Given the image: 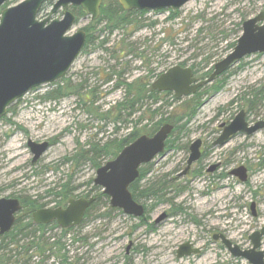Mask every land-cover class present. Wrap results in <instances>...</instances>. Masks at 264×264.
Wrapping results in <instances>:
<instances>
[{"label": "rangeland", "instance_id": "rangeland-1", "mask_svg": "<svg viewBox=\"0 0 264 264\" xmlns=\"http://www.w3.org/2000/svg\"><path fill=\"white\" fill-rule=\"evenodd\" d=\"M21 1L9 3L15 5ZM51 8L52 2L49 1L39 13V19L46 18ZM180 11V16L174 20L169 18L168 11H149L143 15L145 22L138 29L95 33L94 43L79 55L63 77L72 83L86 79L88 89L97 87L99 97L97 95L93 104L89 101L83 104L77 95L59 100L46 99L47 92L57 86L54 83L65 84L62 78L32 89L0 118V198L17 197L23 193L38 198L69 177L72 185L78 187L77 197L73 198L82 197L86 191L97 195L93 211L66 238L70 262L76 264L79 258L80 264H124L125 257L132 255V264H250L245 259L232 257L228 250L220 249L216 244L201 257L178 258L177 250L188 240L197 245L207 244L217 232L227 234L243 249L252 246L250 234L264 225V128L250 136L240 133L213 155L209 154L203 161L205 173L198 177L191 174L179 177L189 156L186 148L173 146L156 156L142 185L148 179L157 180L166 175L168 180L175 178L176 185H181L185 191L174 196L173 202L181 204L185 212L169 217L153 229L139 224L138 218L122 209L112 208L109 196L98 197L103 188L94 182L99 167H95L91 160L82 161L77 166L66 159L79 149H88L92 140L105 142L113 137L116 125L121 127L119 138L133 130L130 123L114 124L97 117L96 108L99 113L106 112L124 97V90L113 89L116 76L106 82L107 74L113 68L117 71L125 68V78L129 81L145 76L151 77L152 83L172 66L185 63L192 67L201 63L198 66L203 68L204 59L210 57V63L202 70L207 71L231 52L228 45L241 36L238 25L264 12V0H191ZM59 15H62L61 11ZM138 16L142 15L138 13ZM89 22L90 17L83 16L69 34ZM123 42L133 45L144 57L121 51ZM119 63L124 65L120 68ZM231 71L233 73L222 90L203 98L198 114L182 132L180 144L190 145L202 139L205 150L219 134L215 135L220 124L235 117L242 108L248 111L244 102L237 98L264 85V53L246 57ZM196 75L201 76L202 72ZM256 110L259 112H251L247 120L254 123L264 119V101L262 108ZM30 139L39 143L50 142L35 164H32L34 155L28 145ZM114 158L106 156L99 161L103 166ZM219 162L222 167L218 171L207 173L206 169ZM242 164L250 168L247 182L229 175L232 169ZM198 166L196 164L193 168ZM221 172L226 174L225 179L213 178ZM171 192L167 198L174 195V190ZM51 198L47 197L45 201H51ZM252 202L257 203V216L251 212ZM170 209V203H162L152 210L148 218L150 224ZM106 213L107 216H99ZM194 217L201 223L196 224ZM57 233L60 234V229ZM74 236H84L86 241L73 242ZM262 242L264 250V237ZM130 243L132 248L127 254ZM38 261L39 258L36 263Z\"/></svg>", "mask_w": 264, "mask_h": 264}, {"label": "water", "instance_id": "water-1", "mask_svg": "<svg viewBox=\"0 0 264 264\" xmlns=\"http://www.w3.org/2000/svg\"><path fill=\"white\" fill-rule=\"evenodd\" d=\"M8 1L10 0H0V118L31 89L52 83L66 75L78 58L86 43L87 33L81 28L69 34L77 24V16L69 7H81L95 20L100 16L103 3V0H23L16 5L4 7ZM47 1L53 2L52 9L46 18L39 19L40 10ZM189 1L191 0H118L126 11L178 10ZM59 10L62 16L53 19L52 16ZM242 28V35L234 49L214 65L208 78L198 80L191 67L175 65L152 83V89L173 91L178 98L190 96L245 57L264 53V12L245 20ZM263 127L264 121L249 125L245 119V110H241L230 124L224 126L215 144L224 145L239 132L250 135ZM173 128V125L166 123L151 136L140 135L113 160L97 169L95 184L110 196L111 206L135 217L143 216V204L133 198L129 187L140 177V167L165 151L166 140ZM201 143V139L192 143L188 168L200 158ZM28 145L34 154L32 163H36L49 148L50 142L39 143L30 139ZM186 172L187 170L184 171ZM231 174L239 177L242 182L248 180V170L244 165L233 169ZM94 200V196L89 199L75 198L70 199L65 208H41L33 213V220L38 224L56 220L63 228L77 226L82 223ZM251 207L254 215H257L256 203L253 202ZM21 209L18 198H0V234L12 229ZM221 237L235 256L243 257L251 264H264V250L261 249L264 226L250 235L253 246L249 249L243 250L237 245L232 247L229 239L224 235ZM192 246L190 242L181 245L178 257L200 251Z\"/></svg>", "mask_w": 264, "mask_h": 264}, {"label": "trees", "instance_id": "trees-1", "mask_svg": "<svg viewBox=\"0 0 264 264\" xmlns=\"http://www.w3.org/2000/svg\"><path fill=\"white\" fill-rule=\"evenodd\" d=\"M11 4V3H9ZM8 4V5H9ZM72 10L80 19L87 15L86 12L80 8L75 7ZM170 12L169 18L174 20L178 18L181 14L180 10H165ZM138 13L142 16H138ZM148 13V11H138L131 10L126 11L119 4L118 0H103L100 16L98 19L90 20V22L84 26L87 33L86 48L93 44L95 41L96 32H108L113 33L116 30L122 29L127 32L132 29H138L143 26V15ZM239 31H242V23L238 25ZM165 39L163 40V42ZM105 43V40L103 41ZM237 41L228 45L229 48L233 49ZM121 51L128 54H134V56L143 58L142 53L136 52V49L131 44H126L123 42ZM116 59L118 55H114ZM210 57L204 59V67L210 62ZM199 63L198 65H200ZM124 65L119 63V67ZM181 65L186 66L185 63ZM198 65H193L195 73L202 72L200 78L208 77L213 71V65L207 71L200 68ZM118 66V65H117ZM242 68V67H240ZM125 68L116 70L113 68L106 77V82L109 83L116 76V82L113 89L124 90V97L121 101L117 102L115 106H111L106 112L99 113L98 108H96L97 117L101 120H111L114 124L124 123L125 125L130 123L133 126V130L124 137H118V133L121 129L120 126H115V135L110 137L107 141H90L88 149H79L77 153L73 156H68L67 161H73L75 165L79 166L80 162L91 160L95 167L101 166L102 157L110 156L116 157L121 150L137 137L142 134L153 135L159 128L165 124L169 123L174 126L172 133L167 139L166 146L168 148L175 146L176 148H188V144H180L181 134L183 131L187 130L188 124L192 119L198 114L200 107L203 104V98L212 93L219 92L222 90L226 84L229 76L233 71L229 70L221 77H218L216 82L212 84L205 85L200 88L192 96L182 99L177 98L175 94L171 91H158L151 87V77H139L132 81L125 78ZM65 84L54 83L57 85L54 89L47 92L44 96L46 99L59 100L63 97L70 95H77L83 104L98 99L97 87H90L86 85L87 80L84 79L78 83H72L66 80ZM98 95V97H97ZM244 102V107H247L249 111H257L256 109L262 108V102L264 101V85L255 89H251L249 92H244L243 95L237 98ZM90 110V109H89ZM10 109L8 110V112ZM139 114L136 119L135 116ZM143 122V124H141ZM141 124V125H140ZM141 126V127H140ZM179 142V143H178ZM178 143V144H177ZM151 172V164L142 165L140 167V177L136 179L130 186V191L132 192L134 198L137 201H142L144 198L149 200V209H154L159 202H163L164 196L167 194L168 189L173 188L176 191L174 196H179L185 188L180 185H176V182H171L166 176H162L157 180L148 179V182L142 185V180H144ZM200 173V172H196ZM78 191V187L72 185V178L69 177L67 181L59 182L57 186L49 189L45 195L39 196L38 198H32L24 193L17 196L21 202L22 209L16 216V221L14 226L9 232L5 234H0V264H33V258L35 253H39L42 257V262L48 256H44L47 252L53 253L58 252V257H62L64 263L75 264V262H70L71 257L68 255V250L66 249V238L73 228L63 229L62 237L64 242L62 243L60 238H56L52 241V236L49 237L46 225L36 224L33 221L32 214L35 210L43 208L46 204L56 203L58 207H65L69 200L75 196ZM91 192L86 191L83 195L88 196ZM51 201L46 202L47 197H51ZM108 195L101 192L99 198ZM172 206L176 207L175 210H181L176 204L171 201ZM97 201L94 202L86 213L88 217L96 206ZM113 208V207H112ZM111 210H114L112 209ZM106 214L99 215L100 217L107 216ZM145 218V217H144ZM143 217L140 218V222H143ZM54 228V227H53ZM51 228V229H53ZM75 228V227H74ZM74 241H86V237L74 236ZM63 251L62 256L60 253ZM42 264V263H36Z\"/></svg>", "mask_w": 264, "mask_h": 264}, {"label": "flooded vegetation", "instance_id": "flooded-vegetation-1", "mask_svg": "<svg viewBox=\"0 0 264 264\" xmlns=\"http://www.w3.org/2000/svg\"><path fill=\"white\" fill-rule=\"evenodd\" d=\"M73 8V6H71V9ZM75 8V7H74ZM81 8V7H80ZM55 14H57V16L56 17H59V16H61V15H59V11L58 12H56ZM54 14V15H55ZM77 16V15H76ZM89 16V15H88ZM55 17V18H56ZM90 17V16H89ZM54 19V18H53ZM90 20H93L91 17H90ZM84 28V27H83ZM88 38V37H87ZM87 38H86V42H87ZM85 46H86V43H85ZM83 47V49H82V51L80 52V54L82 53V52H84L87 48L86 47ZM79 54V55H80ZM79 57V56H78ZM241 62V61H240ZM239 62V63H240ZM231 70V69H230ZM65 77V76H64ZM241 110H245V119H246V121L249 123V125H254V124H256L257 122H260V121H264V119L263 120H258V121H256V122H250L249 120H247V116H249L250 115V113L251 112H253V111H247L245 108H242ZM240 110V111H241ZM226 112V111H225ZM255 112H259V111H255ZM238 114V113H237ZM236 114V115H237ZM236 115H235V117H236ZM235 117H233L232 119H230L229 121H226V122H224V123H222V124H220V126H219V129H217L216 130V133H215V135L217 134V132L219 133L218 135H216L215 137H214V139H213V141L210 143V145L209 146H207L206 147V149L204 150L203 149V147H204V141L201 139V141H202V143H201V145H200V147H199V150H200V153H201V156H200V158L198 159V160H196L195 162H193L192 163V165L188 168V160H189V157H190V154H191V152H192V150H191V145H192V143L193 142H195V141H193L190 145H188V148H187V150L189 151V156H188V158H187V160H186V165H185V168L179 173V177H185V176H187V175H193V176H196V177H198V176H200L202 173H205L204 172V170H205V167H204V164H203V161H204V159L206 158V157H208V155L210 154V155H213L214 153H215V151L217 150V149H219V148H222V147H224L225 145H227L228 144V142H230L234 137H236L238 134H240V133H244V132H239V133H237L236 135H234L228 142H226L224 145H219V144H215L216 143V141L218 140V138L220 137V135L222 134V132H223V130H224V126L225 125H228V124H230L234 119H235ZM264 128V127H263ZM263 128H261V129H263ZM261 129H259V130H261ZM258 130V131H259ZM258 131H256V132H258ZM255 132V133H256ZM244 134H247V133H244ZM254 134V133H253ZM247 135H249V134H247ZM250 135H252V134H250ZM249 135V136H250ZM166 148H168L167 146H166ZM166 150V149H165ZM196 164H198L199 166L196 168V169H194L193 168V166L194 165H196ZM242 165H244V164H242ZM245 166V165H244ZM213 167H215L214 169H213ZM222 167V164H221V162H219V163H217V164H214L213 166H211V167H209L208 169H206V171H207V173L208 172H211V171H213V173H215L216 171H218L220 168ZM239 167V166H238ZM188 168V169H187ZM195 170L193 173H192V170L193 169ZM235 168H237V167H235ZM234 168V169H235ZM246 168H247V170H248V175H249V171H250V168L249 167H247L246 166ZM185 170H187V172L186 173H184V171ZM233 170V169H232ZM231 170V171H232ZM231 171L229 172V175H232L231 174ZM196 172H200V173H196ZM190 175V176H191ZM217 177H215V176H213V178H219V179H225V177H226V174L225 173H219L218 175H216ZM232 176H235V175H232ZM235 177H237V176H235ZM238 179H239V177H237ZM178 179V178H177ZM172 180H174V182H175V178H173V179H170L169 181H172ZM240 180V179H239ZM216 181H219V180H216ZM181 186V185H180ZM182 187V186H181ZM171 190H173V188H170V189H168V191H167V194L164 196V198H163V202H159L158 203V205L155 207V208H158L162 203H170V199H171V201L173 200V197H174V195H175V193H176V191L174 190V195L172 196V197H169V198H167V196L169 195V194H171L172 192H171ZM185 191V190H184ZM95 197V200H94V202H96L97 201V195H94V194H89L88 196H85V195H83L82 194V197L83 198H86V199H89V198H91V197ZM145 199V198H144ZM93 202V203H94ZM140 202V201H139ZM92 203V204H93ZM141 203V202H140ZM256 203V202H255ZM141 204H143V207H144V214H143V216H141V217H145L144 218V220H143V222H140L139 224H143V225H145L146 227H147V229H153L154 227H156L157 225H159L161 222H163L164 220H166V219H168L169 217H174V215H177V214H180V213H183V212H185V209L182 207V205L180 204V205H176L178 208H181V210H175V208L176 207H174V206H172V204H171V209H170V211L168 212V211H165L164 213H162L157 219H155L154 221H152V223L150 224V220L148 219L149 218V216H150V212H152V210H154V209H152V210H150L149 209V200H147V199H145L144 201H143V203H141ZM252 205L250 204V209H251V212H252V214H253V216H257V215H254V213H253V210H252V207H251ZM256 206H257V203H256ZM45 207H58L57 206V204L56 203H49V204H46V206ZM257 210V209H256ZM88 211V210H87ZM87 211H86V213H87ZM86 213H85V217H84V220H83V222H82V224L85 222V220L87 219V217H86ZM141 217H139L138 219H139V221H140V218ZM162 217V218H161ZM161 218V219H160ZM160 219V220H159ZM193 221L196 223V224H200L201 222H199L198 221V219L196 218V217H194L193 218ZM35 223V222H34ZM42 224V223H41ZM81 224V225H82ZM138 224V225H139ZM44 225H46V229H47V231H48V234H49V237L50 236H52V241H54L56 238H60V240H61V242L63 243L64 242V240H63V238L64 237H62V232H63V229H67V228H63V227H61L60 225H59V223L56 221V220H53V221H51L50 223H47V224H44ZM54 227V228H53ZM51 228H53V229H51ZM58 229H60V234H58L57 233V230ZM55 232V233H54ZM221 235H224L227 239H229L231 242H232V247H235L236 245L237 246H239L241 249H243V247L240 245V244H238L235 240H233L231 237H229L227 234H225V233H223V232H217V233H214L211 237H212V239H210V241H208V243L206 244V243H203V245H197V243H195V242H193V241H190V240H188L187 242H190L193 246V248H199L200 249V251L199 252H197V253H192V254H190V255H185V256H183V257H189V256H198V257H201L202 255H204L209 249H210V247L212 246V245H218L219 246V248L220 249H226V250H228L229 251V253L232 255V257H234V258H236V259H244L243 257H239V256H235L234 254H233V252L230 250V247L227 245V244H225V242L223 241V238L221 237ZM51 238V237H50ZM249 239H250V236H249ZM250 241H251V239H250ZM187 242H185V243H187ZM185 243H182V244H180V246L178 247V250H177V257H178V251H179V249H180V247H181V245H183V244H185ZM252 247V246H251ZM250 247V248H251ZM132 248V243H130L129 245H128V247H127V254L129 253V250ZM247 249H249V248H247ZM244 250V249H243ZM62 253H63V251L60 253V255L62 256ZM35 255V257L33 258V264H36V260L39 258V261L37 262V263H42V264H67L66 263V261H65V263H64V260H63V258L61 257H58V252L57 251H54L53 253H46L44 256H48V258H46V259H44V261L42 262V257H40V256H42V255H40L39 253H35L34 254ZM183 257H178V258H183ZM79 258L76 260V264H80V262H79ZM131 260H132V255H129V256H126L125 257V262H124V264H132V262H131ZM245 260H247V259H245ZM51 261V262H50ZM248 261V260H247ZM50 262V263H49ZM249 262V261H248ZM74 263V262H73ZM250 263V262H249ZM251 264V263H250Z\"/></svg>", "mask_w": 264, "mask_h": 264}, {"label": "bare ground", "instance_id": "bare-ground-1", "mask_svg": "<svg viewBox=\"0 0 264 264\" xmlns=\"http://www.w3.org/2000/svg\"><path fill=\"white\" fill-rule=\"evenodd\" d=\"M226 56H227V55H226ZM221 60H222V59H221ZM221 60H220V61H221Z\"/></svg>", "mask_w": 264, "mask_h": 264}]
</instances>
